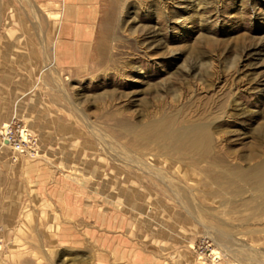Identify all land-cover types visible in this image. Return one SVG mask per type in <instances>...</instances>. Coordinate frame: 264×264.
I'll use <instances>...</instances> for the list:
<instances>
[{
	"label": "rangeland",
	"instance_id": "rangeland-1",
	"mask_svg": "<svg viewBox=\"0 0 264 264\" xmlns=\"http://www.w3.org/2000/svg\"><path fill=\"white\" fill-rule=\"evenodd\" d=\"M61 7L0 0V57L45 61L0 264H264V0H63L62 77Z\"/></svg>",
	"mask_w": 264,
	"mask_h": 264
},
{
	"label": "crops",
	"instance_id": "crops-1",
	"mask_svg": "<svg viewBox=\"0 0 264 264\" xmlns=\"http://www.w3.org/2000/svg\"><path fill=\"white\" fill-rule=\"evenodd\" d=\"M61 4L54 37L49 47V64L41 68L39 73H45L51 67L58 70L62 77L63 63H65L63 56H66L64 48L72 47L73 44L65 42L68 40L67 35L63 37V0ZM69 22L73 26V21ZM65 26L68 25L65 24ZM88 52L86 48L84 57H88ZM77 59L76 55L71 58L70 62L74 64ZM44 62L43 59L37 61L30 54L16 58L0 57V127L9 123L13 118L18 121L28 119L29 110L26 109L27 106L22 99L30 93L31 88L36 86V82L34 84L30 82L36 79V64ZM2 148H8V146L2 145L0 139V219H36L34 213L27 214L22 211L34 201L35 189L29 185L24 176L29 164L23 157H16L12 161L11 154Z\"/></svg>",
	"mask_w": 264,
	"mask_h": 264
},
{
	"label": "built area",
	"instance_id": "built-area-1",
	"mask_svg": "<svg viewBox=\"0 0 264 264\" xmlns=\"http://www.w3.org/2000/svg\"><path fill=\"white\" fill-rule=\"evenodd\" d=\"M0 139L2 145H7L15 156L27 155L28 135L24 130L19 129V124L13 118L7 126L0 127Z\"/></svg>",
	"mask_w": 264,
	"mask_h": 264
},
{
	"label": "bare ground",
	"instance_id": "bare-ground-1",
	"mask_svg": "<svg viewBox=\"0 0 264 264\" xmlns=\"http://www.w3.org/2000/svg\"><path fill=\"white\" fill-rule=\"evenodd\" d=\"M5 126H7V125H5Z\"/></svg>",
	"mask_w": 264,
	"mask_h": 264
}]
</instances>
